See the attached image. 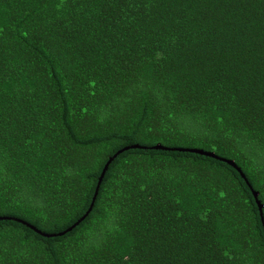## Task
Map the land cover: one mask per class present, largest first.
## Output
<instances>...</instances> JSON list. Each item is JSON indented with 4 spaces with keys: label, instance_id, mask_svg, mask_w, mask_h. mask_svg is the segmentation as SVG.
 Masks as SVG:
<instances>
[{
    "label": "trees",
    "instance_id": "obj_1",
    "mask_svg": "<svg viewBox=\"0 0 264 264\" xmlns=\"http://www.w3.org/2000/svg\"><path fill=\"white\" fill-rule=\"evenodd\" d=\"M252 189L264 0H0V264H264Z\"/></svg>",
    "mask_w": 264,
    "mask_h": 264
},
{
    "label": "water",
    "instance_id": "obj_2",
    "mask_svg": "<svg viewBox=\"0 0 264 264\" xmlns=\"http://www.w3.org/2000/svg\"><path fill=\"white\" fill-rule=\"evenodd\" d=\"M134 147H137V146L134 145ZM127 148H129V146L126 147L125 149H127ZM153 148H156V149H175V150H182V151H188V152H194V153H199V154H203V155L212 156V157H215V158H218V159H221V160H223V161L228 162L229 164H231L232 166H234V167H235V168L241 173V175L245 178V174L243 173L241 167H239V166L236 164V162H235L234 160H232V159H226V158H223V157H218L213 151H206V150H204V149H202V148H170V147H165V146L161 145L160 143L157 144V145H155ZM119 152H120V151H119ZM119 152H117L115 155H117ZM112 159H113V157L110 158V159L107 161L105 167L103 168V171H102V173H101V175H100V178H99V183H98V186H97V190H96V192H95V195L98 193L99 185H100V183L102 182V179H103V177H104V175H105V172H106V170L108 169L109 164H110V162L112 161ZM252 190H253V194H254V196H255V198H256V202H257V204H258V207H259V211H260L261 219H262L263 224H264V218H263V204L261 203V201H260L259 198H258L259 192L256 191V190H254V189H252ZM94 200H95V197H94ZM94 200H93V202L91 203V205H90L89 209L87 210V212H86V213H85V214H84V215H83V216H82L77 222H75L72 226L68 227L66 230L59 232L58 234H59V235H63L65 232L72 230L76 225H78V224H79V223H80V222H81V221H82V220H83V219L89 214V212L91 211L92 206H93V204H94ZM0 219H2V218L0 217ZM18 220H19V219H18ZM19 221H20V222H23V223H25V224H27L28 226H30V227H32V228H34V229H36L33 225H31L30 223H28V222H26V221H23V220H19ZM36 230H37V229H36ZM39 232H41V231H39ZM52 235H55V234H52Z\"/></svg>",
    "mask_w": 264,
    "mask_h": 264
}]
</instances>
